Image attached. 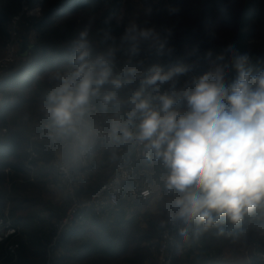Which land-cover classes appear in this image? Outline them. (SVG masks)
<instances>
[{
	"label": "clouds",
	"instance_id": "clouds-1",
	"mask_svg": "<svg viewBox=\"0 0 264 264\" xmlns=\"http://www.w3.org/2000/svg\"><path fill=\"white\" fill-rule=\"evenodd\" d=\"M181 14L171 0L127 19L89 8L40 111L65 173L101 142L113 160L129 147L161 161L173 194L161 226L179 221L181 237L198 238L225 220L264 218V67L231 43L201 51L219 40L217 25L179 46Z\"/></svg>",
	"mask_w": 264,
	"mask_h": 264
},
{
	"label": "trees",
	"instance_id": "trees-1",
	"mask_svg": "<svg viewBox=\"0 0 264 264\" xmlns=\"http://www.w3.org/2000/svg\"><path fill=\"white\" fill-rule=\"evenodd\" d=\"M24 0H0V52L9 39L10 26L13 18L20 16L22 11V2ZM122 0H38L42 10L40 19H29L25 34L34 32V43L31 45L28 57L22 59L24 62L20 68L11 71L7 76H0V125L9 129L10 115L18 113L21 116H28L31 110L39 104L38 98L43 104L44 98L49 91L47 85L35 84L32 88V81L36 76H41L47 72L57 70L67 63L68 49L71 41L78 35V31L71 26L57 27L56 20L64 16L79 15L88 12L89 8H94L96 12H102V17L112 12H120ZM186 0H171L172 3L182 5ZM59 12V13H58ZM190 18H195L192 23L188 22V36L191 39V45L199 38L205 26L217 25L223 28L229 34V41L240 51L244 50V42L247 40V30L251 22H264V0H249L246 7L237 15H233L229 10L225 0H201V10ZM22 26V25H21ZM18 40L28 41V36L21 38L24 34L18 33ZM22 40V41H21ZM264 42V38H263ZM210 45H203L201 51ZM1 56V55H0ZM256 60V59H255ZM262 67L260 63L258 65ZM9 71V70H8ZM6 71V72H8ZM4 72V73H6ZM2 73V75L4 74ZM12 126H17L12 124ZM19 131H11L6 137L0 138V216L7 202L11 204V219L21 226L27 224V221H34L31 216L36 212L30 205L32 200L26 196V191L13 177L14 174L24 173L25 159L23 156L25 145L27 147L28 135L25 134V126H18ZM40 161L45 168L50 166V156L40 148L38 151ZM5 171H8L6 173ZM43 167L39 169L37 177L43 175ZM20 175V174H19ZM5 179L10 181L11 192L6 196L3 189ZM19 182V183H17ZM97 184L89 187V190H96ZM163 198L159 204L160 211H163L165 202L173 198L162 183ZM34 211V212H32ZM17 212L21 215L15 216ZM164 217L166 215L162 213ZM124 212H119L112 224L103 223L100 218H91L83 225L64 233L58 243V246L66 247L72 238H87V243L82 248L90 245H103L102 249H93L91 255H104L107 258L115 260L117 256L125 254L128 247L132 244L136 246L134 256L126 264H146L148 260L153 261L150 249L142 247V244L153 243L157 239L161 221L151 220L147 223L146 230L139 227L137 219L126 220ZM223 229V233L220 232ZM264 230V223L258 219V216L246 217L240 226L232 225L224 221L219 227L209 229L205 234L198 238L189 237L194 242H200V254L194 255L193 252L187 255L189 264H221L215 263V257L220 254L223 239H234L237 236H245L246 242L252 243L255 240L260 245L259 251H264V243L260 242V233ZM232 236L229 237V233ZM23 235V234H22ZM22 237V236H20ZM23 238V237H22ZM184 237L178 233L177 245L182 244ZM20 244L22 241L18 240ZM197 246L194 245V248ZM150 248V246H149ZM21 250V249H20ZM193 250V249H192ZM191 250V251H192ZM215 250V254H211ZM24 254V249L19 251ZM4 254V248L0 245V258ZM190 255H192L190 257ZM22 256V255H21ZM191 258L193 260H191ZM23 259V256L21 257ZM20 259V260H21ZM191 260V261H190ZM22 261V260H21ZM176 262V261H175ZM174 262V264H175ZM251 264H264L258 258H253Z\"/></svg>",
	"mask_w": 264,
	"mask_h": 264
},
{
	"label": "rangeland",
	"instance_id": "rangeland-1",
	"mask_svg": "<svg viewBox=\"0 0 264 264\" xmlns=\"http://www.w3.org/2000/svg\"><path fill=\"white\" fill-rule=\"evenodd\" d=\"M226 4L229 8V10L232 12L233 15L239 14L247 5L249 0H225ZM152 4V0H122L121 1V9L119 14L123 15L126 19L127 18H133L138 15H141L145 9L146 6ZM182 7V14L180 18V23L178 25L177 34H176V43L183 47L184 45H191V39L188 36V29L186 27L187 21L192 23L195 18L192 17L193 14L198 13V11L201 10V0H186L184 4L180 5ZM59 13V12H58ZM99 17H102V12H97ZM87 13L79 14V15H71V16H64L62 18H58L56 20V26L57 27H66L71 26L78 32L82 30L84 22L86 20ZM42 17V10L41 6L38 3V0H24L22 2V11L20 13V16L18 17V20L13 23L11 22L10 31L15 29L18 33L24 34L21 38H25L28 36V41H22V43L18 40L20 46L23 43H27L28 47H31V45L34 43V32L28 34L24 33V29L27 27V23L29 22V19H40ZM163 19V17H162ZM187 19V21H186ZM22 25V26H21ZM220 31V38L215 42L214 45H211V47H214L216 51H219L221 48H223L225 45L229 44V34L226 30L223 28H219ZM247 40L244 42V50L248 51L252 54L254 59L259 60L262 64V67H264V22L263 23H257V22H251L250 26L247 30ZM2 52H0V55ZM29 54V52H28ZM23 60L19 59L16 64L9 69L8 72L4 73L3 75L0 74V76H7L11 71H15L16 69L20 68L23 64ZM50 72H47L41 76H36L34 80L32 81V88L35 86V84L47 85L49 88H51V83L48 80V75ZM2 99V96L0 95V100ZM39 104L36 105V108L31 110L30 114L28 116H21L18 113L10 115L9 121V130L11 131H19L20 129L18 126L20 125L25 126V134L28 136L31 135L33 132L36 122L38 120L44 119L43 114L40 111V107L42 105L41 99L38 98ZM12 124H16L17 126H12ZM122 149V150H121ZM119 150V157L115 160L112 159V156H109V161H107L106 165L108 167L100 168V166L97 168L95 167V171L88 170L87 172L83 173L84 177L90 176L92 178V181H94V184L103 181L104 179H108L113 175L114 169L120 159L124 154V152H127L130 148L129 147H121ZM26 145L24 148V159H26ZM96 159V158H95ZM95 162V161H94ZM38 166V170L36 172L39 173V169L43 167L45 171H43L42 177L35 175L32 182L28 181V177L26 173H18L14 174L13 177L15 180H18L19 183L23 189L26 191V196L32 200V203L30 205L35 206L31 207L32 209H35V213L32 218H34V221H27L26 226L24 225L23 228H21L20 241L18 243L20 244V249H24V254H21L18 252L17 254V264L19 263L21 257H25L28 254H31L30 257L27 258V264H44L45 254L48 249V245L50 244L51 238L54 236V224L59 221L66 211L68 210L70 203L69 199L64 195L60 187L58 186L57 181V175L55 170L50 166L45 168L43 166V162H41ZM95 164H93L94 167ZM6 172V171H5ZM79 172H77L76 176L78 177ZM7 173V172H6ZM20 174V175H19ZM106 182V181H105ZM10 181L8 179H5L3 183V189L5 190L6 196L8 197L11 192L10 187ZM90 186L87 187L89 189ZM87 190H83L85 192ZM80 198H87L88 195H84L83 193L78 195ZM159 203V202H158ZM149 201L148 203L144 204H138L135 209H137V212H140V216L142 217L139 222H142V224L146 223V221L151 220H158L160 218H164L163 220L166 221V217L162 214L163 211H160L159 204ZM158 205V206H157ZM10 209L11 204L9 202L6 203V205L3 208L2 214H8L10 218ZM34 212V211H32ZM22 212H17L15 216L21 215ZM258 216V219L264 223V218L261 217L259 211L256 214ZM165 223L164 225H166ZM181 223L179 225V228L181 227ZM206 233V232H205ZM203 233V234H205ZM23 234V235H22ZM202 234V235H203ZM232 235H229V237ZM261 240L260 242L264 243V230L262 233H260ZM246 237L244 236H237L234 239H223L221 242L222 245H225L222 249L219 255L215 257V263H221V264H251V261L253 258H258L260 261L264 262V251H259L260 245L257 240L255 242L249 243L246 242ZM193 243H199L200 242H193ZM181 245V244H180ZM180 245H177V255L175 256V259L173 261V264H189V261L185 255V253L180 254ZM192 245V244H191ZM19 249V251H21ZM200 254L199 247L197 248ZM215 250L211 252V254H215ZM151 254L153 256V261L148 260L149 264H154L156 257L155 254L151 251ZM22 255V256H21ZM59 255V254H58ZM180 255V256H179ZM185 255V256H184ZM55 264H73L72 261H69L67 258H57L55 255ZM58 259V260H57ZM191 260H193L191 258ZM190 260V261H191ZM124 260L120 259L119 264H121ZM116 263V264H118ZM77 264H105L104 259H94L89 261H81Z\"/></svg>",
	"mask_w": 264,
	"mask_h": 264
},
{
	"label": "built area",
	"instance_id": "built-area-1",
	"mask_svg": "<svg viewBox=\"0 0 264 264\" xmlns=\"http://www.w3.org/2000/svg\"><path fill=\"white\" fill-rule=\"evenodd\" d=\"M18 17L13 18V23L18 20ZM19 46L17 31L13 29L9 32V39L0 56V74L11 69L21 59ZM44 123H46L44 119L38 120L33 132L27 138L24 171L28 181L32 182L40 165L38 151L41 147L44 148L50 156L51 167L56 172L58 186L69 199L68 210L54 224V236L51 238L45 254L46 261L44 264H55V251L64 233L83 225L91 218L103 219L110 213L117 211L124 203L138 205L148 201L149 179L140 171V167L148 160H145L140 154V149L130 148L124 152L126 154L120 157L113 175L91 196L85 199L80 198L77 195L78 179L76 174L90 165L91 156L77 168L67 173L62 171L61 166L64 162L62 149L58 145H53L48 139L47 132L43 128ZM8 133L9 129L0 125V138L6 137ZM102 143H99L97 147ZM6 172L8 173V171ZM179 225L180 222L178 221L175 224L167 223L161 227L152 247V252L156 257L154 264H173L177 255ZM20 232V226L7 213L0 216V245L4 248L0 264H17Z\"/></svg>",
	"mask_w": 264,
	"mask_h": 264
},
{
	"label": "crops",
	"instance_id": "crops-1",
	"mask_svg": "<svg viewBox=\"0 0 264 264\" xmlns=\"http://www.w3.org/2000/svg\"><path fill=\"white\" fill-rule=\"evenodd\" d=\"M120 149L121 148H118L116 150L117 158L119 157V150ZM109 156H112V149L106 147L103 143L95 149V151L91 155L90 165L86 169L81 170L79 172L78 177H77V179H78L77 180V186H78L77 187V195H80L83 193L84 195L91 196L93 193H95V191L97 189H99L105 183V181H107L109 179V178L108 179L106 178L103 181H99V182L95 183V184L99 185V187L96 190H93V189L89 190V189H87V187L88 186L92 187L94 184V181H92V178L90 176L84 177V174H83V173L87 172L88 170L89 171L90 170L95 171V167H97V168L99 166H100V168H103V166L108 167L106 165V163L110 159ZM40 164H42L41 161H40ZM93 164H95L94 167H93ZM140 171L142 172V174L147 179H149V186H148L149 199H148L147 203L149 201H151V202L155 201V203L159 202L158 204H160L162 201V198H163L162 183H164V177H166V175L168 174L167 170L164 168L161 161L152 160V161H148L147 163L142 165L140 167ZM83 190H87V191L83 192ZM136 206L137 205H134V204L131 205V204H125L124 203L120 206V208L117 211L110 213L105 218H103L102 222L112 224L119 212L125 213L126 220L137 219L139 221V220H141L142 217L139 214L140 212L136 211L137 210V209H135ZM148 222H149L148 220L144 224H142V222H139L140 229L146 230ZM193 242L194 241L191 239H188V238L184 239V241L180 245V252H181L180 254L183 255V253H185V255L187 257L188 254L193 252L194 255H198L199 251L197 248L200 246L198 243H193ZM86 243H87V238H81V237L74 238L73 237L71 242L69 243V245H67L66 247L58 246L56 251H55V255L57 258H64L65 257V258L69 259V261H72L73 264H77L83 260L89 261V260H94L97 258L104 259L105 264H116L119 262L120 259H123L124 261L121 264H126L127 261L134 256V252L136 249V246L134 244H132L128 247L125 254H121V255L117 256V258L115 260H112V259L107 258L104 255H100V254L91 255V252L93 251V249H96L97 251H99L98 249H102L103 245L98 246L97 244H93L87 248H82V246L85 245ZM153 243H146V244H142L141 246L146 247L148 250L150 249V251H152ZM194 245H196L197 247L194 248ZM149 246H150V248H149ZM30 255L31 254H28L25 257H30ZM191 256L192 255H190V257ZM25 257H23V259H21L22 261L20 260L18 264H27V258H25ZM145 263L149 264L148 261H146Z\"/></svg>",
	"mask_w": 264,
	"mask_h": 264
},
{
	"label": "water",
	"instance_id": "water-1",
	"mask_svg": "<svg viewBox=\"0 0 264 264\" xmlns=\"http://www.w3.org/2000/svg\"><path fill=\"white\" fill-rule=\"evenodd\" d=\"M31 47H28L27 46V43H23L20 47V50H19V56L22 58V59H25L28 57V52L30 51Z\"/></svg>",
	"mask_w": 264,
	"mask_h": 264
}]
</instances>
